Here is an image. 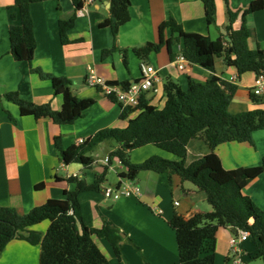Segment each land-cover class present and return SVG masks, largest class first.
<instances>
[{
    "label": "crops",
    "instance_id": "1",
    "mask_svg": "<svg viewBox=\"0 0 264 264\" xmlns=\"http://www.w3.org/2000/svg\"><path fill=\"white\" fill-rule=\"evenodd\" d=\"M253 1L216 0L217 19L208 26L202 0H130L131 20L120 28L115 37L110 27H100L102 22L111 17V1L94 0L82 14L76 13L74 27L68 33L70 42L67 45H63L60 38L58 7H61L63 15H71L75 11L73 1L34 3L31 6V16L36 50L30 65L28 62L16 61L11 53L9 30L11 25L21 22L19 9L14 6V0H0V94L15 92L28 102L36 105L50 104L53 110H61L62 99L54 95L52 82L43 80L32 72L33 69H39L44 74L69 79L74 95L82 100L93 99L96 102L75 123L57 125L50 119L36 120L32 116H22L16 104L4 98L0 100V207L14 208L23 215L50 199H64L65 190L74 191L77 186L76 183L69 182L70 178L78 175V179L92 184L96 174L105 167L100 160L119 147L118 144L111 143V151L104 157L98 154L93 156V165L84 167L76 163L64 164L55 146L56 137H61V145L67 149L77 145L80 139L93 138L101 130L124 129L129 120L138 114L134 113L123 119L120 103L105 97L99 89L88 86L86 76L89 72L95 71L98 76L119 84L135 81L141 76L142 60L135 55L133 48L147 42H159L158 30L163 22L173 18L182 25L186 33L202 34L217 40L225 34L228 9L242 12ZM241 25L242 20L239 18L233 29L238 30ZM247 27L250 31L248 47L251 50H264V10L248 15ZM169 38L166 31L165 40ZM115 46L128 51V67L125 66L121 51L105 55V50ZM180 52L181 45L174 44L172 59L166 43L160 53H152L146 61L155 66L161 78L158 93L146 95L150 104L158 109L165 106L164 83L167 78L178 81L186 89L190 81L205 83L212 74L190 62L184 71L179 70L176 58ZM215 68L216 76L238 87L233 97L237 102L235 106L239 108L238 113L264 109V105L258 106L251 101L250 94L249 98L241 94L244 91L250 93L256 78L254 73L239 76L237 69L229 67L224 57L216 59ZM238 97H241L240 102L236 100ZM253 138V145L226 143L215 150L225 169L261 165L264 161V131L254 133ZM135 151L130 154L134 164L143 163L153 156L178 160L153 146L142 148L143 152L138 156ZM211 152L203 140H192L188 145L187 165ZM113 164L114 169L111 171L116 172L120 180V175L126 173V169L115 162ZM59 169L63 174L59 173ZM107 182L108 179L104 182L105 187ZM135 182L142 190L138 198H122L113 202L104 197L102 190L80 194L79 201L86 226L101 229L109 225L117 230L121 258H118L106 238L94 236L95 243L111 264H179L176 233L169 222L175 214L189 218L211 213L212 206L193 184L182 182L178 176L144 171ZM39 183L45 184L43 190H36L35 186ZM244 193L259 209L264 210V173L250 183ZM49 225L50 222L45 221L30 230L45 235ZM232 236L230 229H220L215 243H205L203 254H208L214 248V264H221V255H224L225 262L230 252L229 242ZM243 249L248 251L247 246ZM40 252V246L14 240L0 252V264H39ZM245 255L246 253V261Z\"/></svg>",
    "mask_w": 264,
    "mask_h": 264
},
{
    "label": "trees",
    "instance_id": "2",
    "mask_svg": "<svg viewBox=\"0 0 264 264\" xmlns=\"http://www.w3.org/2000/svg\"><path fill=\"white\" fill-rule=\"evenodd\" d=\"M45 1L50 0H14L21 21L20 24L11 25L9 30L11 53L16 61L28 62L30 65L33 62L36 40L31 6ZM54 1L60 3L61 0ZM72 1L75 11L71 15H63L61 7H58L63 45L70 42L68 33L74 27L76 13L84 7V0ZM110 1L111 17L102 22L100 27H110L117 37L120 28L131 20V2ZM202 2L206 22L210 26L217 19L216 0ZM262 10L264 0H254L242 12L228 9L226 35L217 40L202 34L186 33L177 20H166L158 30L159 42H147L133 48L135 55L140 60L147 61L152 53H160L167 43L173 59L172 46L180 44L182 53L190 63L212 73L209 79L205 83L190 81L188 87L183 89L178 81L167 78L164 83L165 106L158 109L143 96L139 106L123 110V119L138 113L124 129L101 130L84 144L67 149L61 145V137L55 138V146L66 165L76 163L91 167L95 158L88 153L103 143L115 141L119 147L109 154V158L110 164L113 159L119 158L126 169V173L121 174L120 178L136 180L144 171L168 173L170 176L180 177L182 182L192 183L206 196L213 208L211 213L189 218L175 214L169 222L176 233L179 264H214L215 249H211L206 255L203 250L206 242L215 243L220 229H230L233 235L238 234L239 230L249 232L255 247V259L264 261V210L259 209L244 193L246 187L264 173V161L257 167L227 170L215 153L219 146L226 143L253 145L254 133L264 131V109L231 113L230 107L238 87L215 75L216 59L220 57L225 58L229 67L236 68L239 76L264 73V50H251L248 47L250 31L247 27L248 15ZM239 18L242 20L241 28L234 30L233 25ZM166 31L170 35L167 41ZM114 51L124 54V63L128 67V51L115 46L104 53L111 55ZM32 72L41 79L52 82L54 95L62 99V108L55 111L50 104L36 105L21 99L15 92L0 94V100L4 98L18 106L22 116H32L36 120L50 119L57 125H70L82 118L96 103L93 99L82 100L74 95L71 91L72 83L67 78L44 74L39 69H33ZM122 84L127 86L129 82ZM249 94L254 104L264 105V96L256 97L251 92ZM196 139L203 140L212 152L187 165L188 145ZM148 146L165 151L178 160L153 156L143 163H132L130 154ZM109 170L110 167L105 166L102 172L96 174L92 184L70 178L69 182L77 184L74 191L65 190L64 199H50L27 214H19L14 208L0 207V252L12 241L23 240L32 246H40L39 264H111L95 243L93 237L97 236L106 238L120 259V237L117 230L109 225L101 229L87 227L79 201L81 193L103 189ZM35 187L36 190H43L45 184L39 183ZM45 221L50 222L45 235L30 230Z\"/></svg>",
    "mask_w": 264,
    "mask_h": 264
},
{
    "label": "built area",
    "instance_id": "3",
    "mask_svg": "<svg viewBox=\"0 0 264 264\" xmlns=\"http://www.w3.org/2000/svg\"><path fill=\"white\" fill-rule=\"evenodd\" d=\"M94 0H84V7L79 13H83L88 4L93 3ZM189 63L188 59L182 52L176 58V64L179 70L184 71L186 65ZM141 76L139 79L130 82L127 86L119 83H114L102 78L96 74L95 71L89 72L86 76V82L88 86L97 88L107 98L114 99L122 105L123 110L127 107H137L143 96L149 93H158V85L161 82V78L154 65L142 61L140 64ZM250 92L256 97L264 96V73L256 76L254 84L252 85ZM88 139H80L77 145L84 144ZM104 166H109L110 170L114 169L113 162L122 166L119 158L113 159L110 164V158L107 156L103 160H100ZM123 167V166H122ZM74 177H78L75 175ZM103 195L106 199L119 200L122 198L140 197L142 190L140 186L128 178H120L118 184L114 187H108L102 189ZM250 233L247 231L239 230L238 234L233 235L230 239V252L228 259L232 264H246L244 260V252L242 245L249 241Z\"/></svg>",
    "mask_w": 264,
    "mask_h": 264
},
{
    "label": "rangeland",
    "instance_id": "4",
    "mask_svg": "<svg viewBox=\"0 0 264 264\" xmlns=\"http://www.w3.org/2000/svg\"><path fill=\"white\" fill-rule=\"evenodd\" d=\"M248 92L247 91H244L241 94H244V96L246 98H249V93ZM240 99H241V97L236 98V100L238 102L241 101ZM233 103H234V106H233V104H231L230 112L231 113H238L237 110L239 108L237 106H235L237 104V102H235L233 100ZM111 143H114L115 145H117V143L115 141H110L108 143H105L103 145H100V146L96 147L92 152H90L88 154L91 155L92 157L93 156H96L97 154L100 155L101 157H104V155L107 152L111 151V149H112L111 146H110ZM135 152H138V153H136V156H138V155L142 154L143 151H141V149H140V150H136ZM162 152L163 153H166V154H169V153H167L165 151H162ZM170 156H172V155L170 154ZM102 159H104V158H102ZM262 164H263V162L261 163V165ZM59 173L60 174H63V171L61 169H59ZM78 177H76L75 179H78ZM107 179H108V182L106 183V185L108 187H114L119 182L117 173L114 172V171H111V170H109V172H108ZM78 180H80V179H78ZM188 184H192V183L189 182ZM103 188H105V186H103ZM198 192L201 193L200 191H198ZM109 200H111V199H109ZM119 200H121V199H119ZM119 200H111V201H113V202H116L117 201L118 202ZM244 245L247 246V248H248V251L247 252L244 251V249H243V247L245 248ZM241 248H242L244 254L246 253V255H245L246 256V258H245L246 259V261H245L246 264H264V261L263 260H261V259H255V247H254V244H253V242H252L251 239L248 242L244 243ZM250 254H251V256H250ZM215 256H216V253H215ZM229 263H230V261L227 262L226 259H225V262H224V255H221V264H229Z\"/></svg>",
    "mask_w": 264,
    "mask_h": 264
},
{
    "label": "water",
    "instance_id": "5",
    "mask_svg": "<svg viewBox=\"0 0 264 264\" xmlns=\"http://www.w3.org/2000/svg\"><path fill=\"white\" fill-rule=\"evenodd\" d=\"M225 35H226V32H225ZM228 40H230V38L227 37Z\"/></svg>",
    "mask_w": 264,
    "mask_h": 264
}]
</instances>
